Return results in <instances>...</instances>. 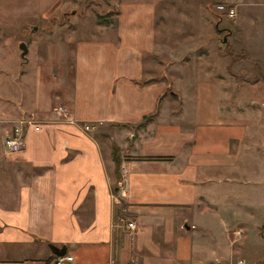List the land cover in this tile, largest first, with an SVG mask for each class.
Listing matches in <instances>:
<instances>
[{
    "label": "crops",
    "instance_id": "crops-1",
    "mask_svg": "<svg viewBox=\"0 0 264 264\" xmlns=\"http://www.w3.org/2000/svg\"><path fill=\"white\" fill-rule=\"evenodd\" d=\"M158 1L118 0L108 37L67 34L37 42L38 55L29 44L20 107L42 124L23 150L0 152V264H56L51 244L73 256L63 264H238L231 235L254 219L243 192L264 156L251 144L261 148L260 129L237 114L257 109L233 108L264 95V1L214 0L248 11L243 37L225 31L263 72L243 88L181 61L171 77L153 74L182 51L159 39ZM10 104L4 117L17 114ZM110 139L123 148L122 186Z\"/></svg>",
    "mask_w": 264,
    "mask_h": 264
},
{
    "label": "rangeland",
    "instance_id": "rangeland-1",
    "mask_svg": "<svg viewBox=\"0 0 264 264\" xmlns=\"http://www.w3.org/2000/svg\"><path fill=\"white\" fill-rule=\"evenodd\" d=\"M207 1H158L159 39L170 42L173 46L176 44L177 48H182V51L174 56H166L164 64L160 63L159 69H156L153 74L161 76L165 72L171 77V74H175L179 69L178 65L181 61L194 74L201 73L213 77L220 74L243 88L245 82L258 79L263 72L259 70L258 62L253 63L252 58H249L243 49H236L234 39L228 44H225L222 39L226 35V26L230 25L233 30L234 28L243 29L236 31L241 37L246 34L247 23L244 20L247 18L248 11L241 7L239 11H236L235 17H230L225 11L217 8L218 2ZM12 3H15L14 6ZM117 9L119 10L118 0H0V152L2 151L5 157L10 154L5 153L3 140L12 126L27 115L39 119L33 111L20 107L24 85L19 79L21 74L27 71L26 62L28 61V53L26 58L21 56L20 43L22 41L27 43L28 52L29 44H32L38 55L40 49L37 48V42L46 41L50 45L56 39H64L67 34H73L77 39L94 38L97 35L108 37L109 31L114 32L116 27L113 25L116 24ZM104 17L112 23L109 25L101 23L99 20ZM182 44L187 48L183 49ZM42 48L44 49V45ZM160 57L164 60L163 56L160 55ZM230 89L235 91V88ZM263 100L264 95H258L253 102L235 103L236 109L232 107V104L227 103V106L234 110H246L247 106L257 109L255 113L238 112L237 114L242 115L244 121L249 122L252 127L260 129L258 138H261V148L257 140L251 139V144H257L256 148L261 158L264 156ZM9 103H11L10 107L16 104L19 108L17 107L16 115L7 118L4 117L7 110L5 107ZM233 115L238 117L236 114ZM260 174L258 179L255 176L256 184L253 175L250 178L253 182L245 186L243 198L247 211L244 207L243 209L245 212H252L251 217L254 219L251 220L245 213L246 217L243 218L246 227L245 235L234 245L235 254L247 257L249 264H264V175Z\"/></svg>",
    "mask_w": 264,
    "mask_h": 264
},
{
    "label": "built area",
    "instance_id": "built-area-1",
    "mask_svg": "<svg viewBox=\"0 0 264 264\" xmlns=\"http://www.w3.org/2000/svg\"><path fill=\"white\" fill-rule=\"evenodd\" d=\"M217 8L221 11H225L228 16L234 17L236 15V8L234 6H231L226 3H218ZM262 105L264 106V101L262 102ZM54 112L57 115H60L66 120L73 121L72 116L69 113V109L66 105L64 104H58L54 108ZM41 122L39 119H36L32 115H27L16 122L12 128L7 132V134L4 137L3 140V149L5 153L7 154H13L16 152H19L23 150L28 143V138H27V129L30 127H35L38 128L41 126ZM97 124L96 123H85L84 128L87 130H93L96 129ZM119 186H122L123 182L122 180L118 181ZM122 193L125 194V190L122 189ZM129 226L134 228L136 224L134 222H130ZM234 236V241H238L242 238L243 236V230L242 229H235L232 232ZM73 259L72 255H63V256H56L55 262L56 264H63L66 260H71ZM238 264H249L246 258L241 257L237 261Z\"/></svg>",
    "mask_w": 264,
    "mask_h": 264
},
{
    "label": "trees",
    "instance_id": "trees-1",
    "mask_svg": "<svg viewBox=\"0 0 264 264\" xmlns=\"http://www.w3.org/2000/svg\"><path fill=\"white\" fill-rule=\"evenodd\" d=\"M117 12H119L118 9L116 10V13ZM102 19L99 20L101 23H104V24H107V25H109V24L112 23V21L107 20V18H105V17L102 18ZM153 115L154 114L151 113V114H148L147 116H145L144 119L140 122L139 125L145 124L147 121H149L153 117ZM118 125L120 127H122L123 124H118ZM109 143H110L111 155H112V158L114 160V171H115V175H116L117 180H119L121 178V165H122V152H123V148L120 147L118 145V143L116 141H114L113 139H110L109 140Z\"/></svg>",
    "mask_w": 264,
    "mask_h": 264
},
{
    "label": "water",
    "instance_id": "water-1",
    "mask_svg": "<svg viewBox=\"0 0 264 264\" xmlns=\"http://www.w3.org/2000/svg\"><path fill=\"white\" fill-rule=\"evenodd\" d=\"M223 41H224V42L227 41V35H225V36L223 37ZM20 48L22 49L21 56H22L23 58H26V54L28 53V45H27V43L24 42V41H22V42L20 43ZM51 248H52L53 252H54L57 256H63V255H65V253H66V248H65V247H58V246H56V245H52V244H51Z\"/></svg>",
    "mask_w": 264,
    "mask_h": 264
}]
</instances>
